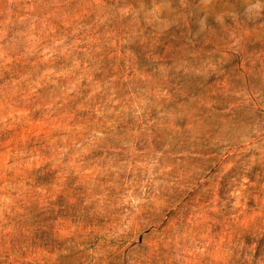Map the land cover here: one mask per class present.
<instances>
[{
	"label": "rangeland",
	"instance_id": "obj_1",
	"mask_svg": "<svg viewBox=\"0 0 264 264\" xmlns=\"http://www.w3.org/2000/svg\"><path fill=\"white\" fill-rule=\"evenodd\" d=\"M0 264H264V0H0Z\"/></svg>",
	"mask_w": 264,
	"mask_h": 264
}]
</instances>
